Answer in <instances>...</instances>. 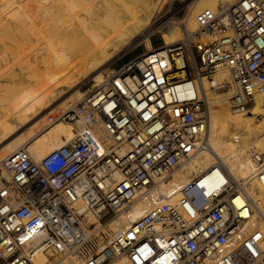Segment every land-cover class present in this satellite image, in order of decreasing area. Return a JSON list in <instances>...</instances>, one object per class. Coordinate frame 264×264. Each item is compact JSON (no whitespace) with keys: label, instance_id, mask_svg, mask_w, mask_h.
Wrapping results in <instances>:
<instances>
[{"label":"built area","instance_id":"1","mask_svg":"<svg viewBox=\"0 0 264 264\" xmlns=\"http://www.w3.org/2000/svg\"><path fill=\"white\" fill-rule=\"evenodd\" d=\"M179 20V40L150 42L56 113L79 122L66 142L38 161L25 147L3 159L0 264H33L37 251L76 264L121 255L131 264H264V228L249 227L253 201L240 184L207 195L188 184L172 204L159 193L197 149L208 98L225 89L242 112L264 87V0L203 8L192 30ZM249 158L264 176V150ZM136 205L142 213L130 219Z\"/></svg>","mask_w":264,"mask_h":264},{"label":"bare ground","instance_id":"2","mask_svg":"<svg viewBox=\"0 0 264 264\" xmlns=\"http://www.w3.org/2000/svg\"><path fill=\"white\" fill-rule=\"evenodd\" d=\"M164 1L118 0L123 7L120 11V6L112 0H0V185L1 177H7L2 161L11 151L25 147L30 157L38 161L72 137L71 124L53 123L52 118L59 110L81 100V92L74 88L81 78L99 72L111 53L124 47L122 53L130 51L136 43L150 49L149 38L155 30L149 27L143 30L139 34L147 30L143 40L144 35L134 43L132 38L155 19ZM186 1L177 9H169L165 21L156 25L163 44L179 40L181 28L176 13L181 8L185 28L192 30L200 9L215 11L233 0ZM77 36H82L84 42L75 48L70 42L78 39ZM225 75L216 77L221 79ZM92 77L98 84L103 75L99 72ZM4 83L9 85L3 87ZM208 104L204 137L192 155L178 163L167 181L159 184L162 201L175 203L180 189L188 184L194 193L201 189L207 195L219 191L223 183L233 181L253 201L249 227L264 228V176L254 174L253 164L246 155L250 147L264 149V87L255 92L242 112L229 108L225 89L209 97ZM85 115L87 111L83 108L82 118ZM93 117L94 129L101 135V120L96 115ZM238 127H242L239 133L235 132ZM254 132L257 136L250 143L248 138ZM141 213V206H134L130 219ZM31 261L76 264L59 254L48 256L41 251L35 252ZM107 264L131 262L121 255Z\"/></svg>","mask_w":264,"mask_h":264},{"label":"rangeland","instance_id":"3","mask_svg":"<svg viewBox=\"0 0 264 264\" xmlns=\"http://www.w3.org/2000/svg\"><path fill=\"white\" fill-rule=\"evenodd\" d=\"M120 1V0H119ZM188 1H191L192 3H193V1L192 0H188ZM112 2L116 5V6H120V8H119V10L120 11H122L123 10V7H121V5H120V2H118V0H112ZM185 2H187L186 0H165L164 2H163V4H162V6H161V8H160V10H159V12H158V14L156 15V17H155V19L152 21V22H150L146 27H144L143 29H141L137 34H135L134 36H133V42H131L132 41V39H131V43H134V41H136L137 40V38L139 39L142 35H144L145 34V32L147 31H145L144 33H142V35H140L139 36V34L143 31V30H145V29H147L148 27H149V29H153V30H155L156 32L151 36V38H150V42H151V45L152 46H157V45H159L161 42H162V39H161V36H160V33L159 32H157V30H156V25H158V24H160L161 22H163V21H165V17H164V15L168 12V10L169 9H171V10H174V9H177V8H179L181 5H183ZM192 3H191V5H192ZM201 10V9H200ZM181 12H182V8L176 13V15L178 16V18L179 19H182L183 18V15L181 14ZM161 17V18H160ZM173 24H175V23H173ZM178 27V26H177ZM80 28V27H79ZM78 29V28H77ZM81 29V28H80ZM148 29V30H149ZM81 32H83V31H81ZM146 35H144L143 37H142V40H143V38L145 37ZM32 37H34V36H32ZM31 37V38H32ZM78 37V39H76V37L75 38H73V40H75V41H73V42H70L71 43V46L73 47V45H74V47L75 48H77V47H79V45L81 46V42L83 41L84 42V40H83V38H82V36H77ZM148 37V36H147ZM73 44V45H72ZM123 49H125V47L123 48ZM122 49V50H123ZM122 50H120L119 52L117 51L116 53H111L110 55V57L108 58V60L102 65V68H100V70H99V72H102V75L103 76H105L106 74H109V73H111L122 61H124L125 59H127V58H130V57H132V56H134V55H136V54H139V53H141V52H143L144 50H145V46L143 45V43H136V45L134 46V48L133 49H131L130 51H125L124 53H122ZM62 64H66L65 62L63 63L62 62ZM104 71V72H103ZM97 70L96 71H94L93 73H90L87 77H84V78H81V81H80V83H78L77 85H76V88H74V91H75V89H76V92L77 91H80L81 92V96H83V94H84V92L85 91H87L88 89H90L92 86H93V84H95L96 85V83L93 81V77L92 76H94L95 75V73H99ZM9 84H7V83H4L3 84V87H7ZM73 92V91H72ZM7 96V95H6ZM5 96V97H6ZM61 100H59V101H57L54 105H56V104H58L59 102H60ZM69 103V102H68ZM53 105V106H54ZM47 112V111H46ZM43 114H45V113H43ZM42 114V115H43ZM53 120V119H52ZM54 122L53 123H56V122H58V121H61V122H68L69 124H71L70 125V127H72V131H74V129L76 128V127H78L79 126V122L78 121H71V120H53ZM257 122L259 123V120H257ZM31 125H29L28 127H30ZM240 128V129H239ZM241 128L242 127H238V128H236L235 129V132H237V133H239L240 131H241ZM27 129V128H26ZM256 132H254V134L252 135V136H250L249 138H248V141L250 142H252L253 141V139H255L256 138ZM204 137V136H203ZM22 140H24V138L22 139ZM250 142V143H251ZM251 149H254V148H252V147H250ZM250 149V150H251ZM257 149H261V150H264L261 146L260 147H258ZM249 150V151H250ZM249 151H247L246 150V155L247 156H249ZM194 177V175L192 176V178ZM233 182V181H232ZM181 184H184V183H181ZM245 184H247V183H245Z\"/></svg>","mask_w":264,"mask_h":264},{"label":"crops","instance_id":"4","mask_svg":"<svg viewBox=\"0 0 264 264\" xmlns=\"http://www.w3.org/2000/svg\"><path fill=\"white\" fill-rule=\"evenodd\" d=\"M151 38V37H150ZM150 38H149V40H150Z\"/></svg>","mask_w":264,"mask_h":264}]
</instances>
